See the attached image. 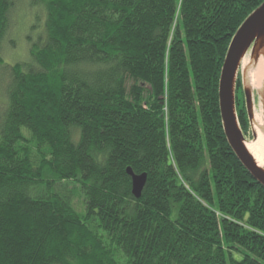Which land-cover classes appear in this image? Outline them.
<instances>
[{
  "label": "trees",
  "instance_id": "16d2710c",
  "mask_svg": "<svg viewBox=\"0 0 264 264\" xmlns=\"http://www.w3.org/2000/svg\"><path fill=\"white\" fill-rule=\"evenodd\" d=\"M263 2L0 0V51L16 3L43 13L31 64L0 57V264H264V189L218 101Z\"/></svg>",
  "mask_w": 264,
  "mask_h": 264
},
{
  "label": "water",
  "instance_id": "95a60500",
  "mask_svg": "<svg viewBox=\"0 0 264 264\" xmlns=\"http://www.w3.org/2000/svg\"><path fill=\"white\" fill-rule=\"evenodd\" d=\"M264 47V2L254 10L236 31L228 47L218 86V101L221 116V123L225 138L244 169L252 180L264 189V170H262L247 152L245 139L239 128L235 112V86L239 71L243 87L246 116L251 127L254 119V108L252 95L255 93L259 98L264 115V90L262 96L257 91L247 86L244 82L242 61L250 50L252 60H257L259 52ZM260 96V97H259ZM251 129V128H250ZM252 140L255 134L251 129ZM127 176L131 179V193L135 199H139L146 184V175H134L130 168L126 170Z\"/></svg>",
  "mask_w": 264,
  "mask_h": 264
},
{
  "label": "rangeland",
  "instance_id": "374dc122",
  "mask_svg": "<svg viewBox=\"0 0 264 264\" xmlns=\"http://www.w3.org/2000/svg\"><path fill=\"white\" fill-rule=\"evenodd\" d=\"M25 7L24 3H16L12 8L13 10L9 14V30L4 36L3 43L1 45L0 57L4 63L10 65L23 63L31 64L28 59L29 56L27 49L30 44L36 42L35 39L38 36L36 32L39 31L38 34L42 33V28L38 27V25H42L43 13L41 10H27ZM36 11H38V20L36 19ZM35 22L38 30L33 29L35 28ZM250 61H252V57L249 50L245 55L243 62L248 65ZM238 74L241 75V71H239ZM6 80L7 77L0 75V106L4 101L2 91ZM258 101L259 98H257L254 93L252 95L253 108H255L253 114L256 113L257 118H259L258 122L261 123L263 120V111L261 105L258 104ZM251 134L249 126V134L244 136L246 142L251 143L253 141Z\"/></svg>",
  "mask_w": 264,
  "mask_h": 264
},
{
  "label": "bare ground",
  "instance_id": "6f19581e",
  "mask_svg": "<svg viewBox=\"0 0 264 264\" xmlns=\"http://www.w3.org/2000/svg\"><path fill=\"white\" fill-rule=\"evenodd\" d=\"M241 70H243L245 84L262 96L264 90V47L259 52L257 60L250 61L248 65L242 61ZM258 121L259 118L255 113L250 127L255 134V138L251 143L245 142V148L256 164L264 170V115L262 122Z\"/></svg>",
  "mask_w": 264,
  "mask_h": 264
}]
</instances>
